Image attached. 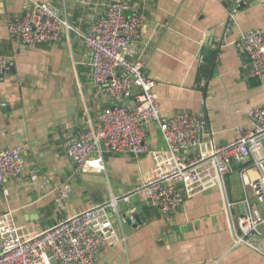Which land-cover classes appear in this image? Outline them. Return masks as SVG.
<instances>
[{"label": "crops", "instance_id": "obj_1", "mask_svg": "<svg viewBox=\"0 0 264 264\" xmlns=\"http://www.w3.org/2000/svg\"><path fill=\"white\" fill-rule=\"evenodd\" d=\"M33 1L0 0V54L13 63L0 78V144L19 146L24 163L21 174L3 182L0 211H12L23 236L126 192L154 173L148 154L107 152L104 171L79 172L63 148L87 118L109 104L90 81L91 55L80 35L90 14L114 0H38L56 5L73 29L57 41L28 47L9 37L7 18ZM125 1L146 15L129 57L141 59L156 81L162 114L205 113L214 134L202 140V149L235 138L246 124V110L264 101V73L249 77L247 57L238 47L245 31L264 26V0ZM229 7L233 16L224 34ZM144 132L151 148L165 147L157 124ZM262 146L264 151V139ZM260 175L251 159L231 162L225 182L234 217L242 213L244 193L264 217V198L256 200L250 186ZM131 202L144 221L125 223L124 240L101 247L97 264H264V224L257 240L262 253L235 244L216 187L195 193L172 214L148 208L137 196Z\"/></svg>", "mask_w": 264, "mask_h": 264}, {"label": "built area", "instance_id": "obj_2", "mask_svg": "<svg viewBox=\"0 0 264 264\" xmlns=\"http://www.w3.org/2000/svg\"><path fill=\"white\" fill-rule=\"evenodd\" d=\"M232 16L233 8L229 7L224 34ZM145 21V13L125 0L110 1L90 14L80 36L91 55L90 81L98 92L108 95L109 104L87 118L76 134L63 142V148L79 172L104 171L106 152L148 154L153 175L126 192L112 194L106 201L92 203L27 236L19 233L12 211H0V264H97L100 248L124 240V224L136 223L132 196L160 214H172L187 198L211 187L220 194L233 242L262 253L257 240L264 217L246 193L240 201L242 213L233 216L234 203L228 197L225 177L231 162L251 159L261 175L250 186L256 200L264 198V101L246 110V124L238 128L235 138L202 149V140L214 134L205 113L163 115L156 81L141 59L129 57ZM72 29L57 6L48 1H33L20 14L7 18L9 37L28 47L57 41ZM238 47L247 57L248 76L260 77L264 73V26L245 31ZM12 64L9 57L0 54V78ZM151 123L158 126L163 149L151 148L144 139V129ZM23 169L20 147L0 144V188L6 178L18 176ZM44 183L49 185L50 180L45 178ZM3 192L7 190L3 188Z\"/></svg>", "mask_w": 264, "mask_h": 264}, {"label": "water", "instance_id": "obj_3", "mask_svg": "<svg viewBox=\"0 0 264 264\" xmlns=\"http://www.w3.org/2000/svg\"><path fill=\"white\" fill-rule=\"evenodd\" d=\"M103 148V147H102ZM262 169H263V172H264V163L262 164ZM137 221L136 223L134 224L135 226H137L138 224H140L142 221H144V217H143V214L142 212L140 211V207L138 206L137 208Z\"/></svg>", "mask_w": 264, "mask_h": 264}]
</instances>
